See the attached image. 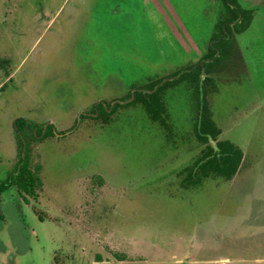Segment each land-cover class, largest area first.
I'll use <instances>...</instances> for the list:
<instances>
[{"label":"rangeland","instance_id":"374dc122","mask_svg":"<svg viewBox=\"0 0 264 264\" xmlns=\"http://www.w3.org/2000/svg\"><path fill=\"white\" fill-rule=\"evenodd\" d=\"M211 2L171 0L204 52ZM242 4L251 25L204 88L219 139L242 162L230 179L194 185L185 169L204 145L186 82L164 93L169 137L140 104L107 125L80 114L127 101L203 51L174 38L149 0H0V182L20 155L15 119L65 132L30 141L41 184L27 201L1 195L0 264H264V0Z\"/></svg>","mask_w":264,"mask_h":264},{"label":"trees","instance_id":"16d2710c","mask_svg":"<svg viewBox=\"0 0 264 264\" xmlns=\"http://www.w3.org/2000/svg\"><path fill=\"white\" fill-rule=\"evenodd\" d=\"M226 6V17L217 24L218 33L213 37L214 47L211 46L205 55L202 65L197 64L192 70H185L174 80H169L154 90L157 83L161 79L156 80L144 88L150 91H136L134 98L125 104L120 102H98L92 108L90 114L81 113L80 117L85 119L91 116L94 120L101 124L107 125L114 120L119 107H128L140 104L148 119L154 122L167 135L171 136L172 125L169 122L167 106L164 99V93L168 88L176 86L179 82H186L191 93L195 97V113L192 123V131L195 139L204 145L200 153L196 156L191 166L186 168V177L184 182L187 184H198L205 177H220L230 179L238 171L242 162L243 152L239 146L225 139H219L220 129L216 125L211 110L205 99L204 88L206 83H211V73L216 67L222 64L226 58L231 56L234 44V32L243 31L249 23L251 10L241 8L236 0H223ZM232 4V5H230ZM242 19L239 23L231 25L233 22ZM224 27L226 32L224 31ZM231 35L229 38L227 36ZM218 53V55H216ZM210 59V60H209ZM6 61L0 60V66ZM178 74V73H177ZM201 75H204L201 78ZM131 96V94L129 95ZM95 114V115H94ZM18 137L20 140L21 155L17 171L15 172V185L19 190L27 193H35L34 190L41 184V180L29 167V149L22 140L30 133V137H39L40 139L55 137L57 135L64 136V131H58L53 123L30 122L24 118H17L14 122ZM214 142V145H213ZM25 151V156L23 152Z\"/></svg>","mask_w":264,"mask_h":264},{"label":"flooded vegetation","instance_id":"af4514ba","mask_svg":"<svg viewBox=\"0 0 264 264\" xmlns=\"http://www.w3.org/2000/svg\"><path fill=\"white\" fill-rule=\"evenodd\" d=\"M152 4V7L153 9L163 18L164 21H166L169 25L166 24V26L169 28V31H172V35L174 38H177V40L184 46L187 48L186 45H190L191 48H194L195 51H199V52H202L203 51V54L201 55V57L199 59H197L190 67L186 68L185 70H192L196 67L197 64H200L202 65L204 60H205V55L208 53L209 49L211 46L214 45V41L216 40H213V37L215 36V34H217L219 31L217 29V24L219 22H221L225 17H226V6H225V3L223 0H212V4L214 5L213 9L216 11V22H215V25H214V28H213V32L211 34V37L209 38V42H208V48L207 50L204 52L203 49H201L198 45V43L196 42V40L192 37V34L190 33L188 27L186 26L185 22L181 19L179 13L177 12V10L172 6L171 4V0H149ZM238 5L241 7V8H244V9H248V10H251V17H250V20H249V23L248 25L246 26V28L241 31V32H237L235 31L234 32V37H233V40H234V44H233V47H232V50L234 49L235 51V42H236V35L240 34V33H243L245 32L246 30H248V28L250 27L251 25V22H252V17H253V14H254V10L253 9H249V8H246V7H243V4H242V0H236ZM142 2H146V0H142ZM211 4V5H212ZM232 5V4H230ZM164 6V7H163ZM130 8V7H129ZM242 19V16L239 17L238 20H236L235 22H233L231 25L235 24V23H239ZM173 21V22H172ZM224 31L226 32V29L224 27ZM231 35L227 36L226 38H229ZM185 38L188 42L186 43L185 40L183 38ZM183 39V40H182ZM184 41V42H183ZM185 43V44H184ZM214 47V46H213ZM184 50V48H182ZM233 52V51H232ZM232 52H231V56L232 57ZM218 55V53L216 54ZM210 60V59H209ZM224 61H229L228 58H226ZM181 71V72H177L176 74H174L173 76L167 78V79H161V81L159 83H157V85L155 86L154 90L157 89L158 87H160L162 84H164L165 82L169 81V80H174L175 78H177L180 74L184 73V71ZM204 75H201V78H203ZM159 80V79H158ZM156 81V80H155ZM150 84V83H149ZM149 84H146V85H149ZM177 86V85H176ZM174 86V87H176ZM172 87V88H174ZM170 88H168L169 90ZM136 91H143V92H146V91H150L144 87H141V88H137L135 89L133 92H132V96L130 99H128L127 101L125 102H120V103H127L129 101H132V99L134 98V93ZM151 92V91H150ZM115 102H113L112 104H114ZM86 114H90L92 115L91 111L90 113H86ZM95 115V114H94ZM15 122V121H14ZM48 123V122H47ZM50 123V122H49ZM15 127V125H14ZM15 133H16V140H17V143L19 145V151H20V140L21 138L18 137V132L16 131V128H15ZM27 136L26 138L25 137H22V140L24 141V143L26 144V146H28V149H29V154H30V141H37V142H43L45 139L47 138H43V139H40L39 137H30V133L26 132ZM60 135H57L55 137H58ZM50 138V137H48ZM20 155H21V151H20ZM20 155L18 157V161H17V165H16V168H15V161L12 163L13 165V169L11 171V173L9 174V176L7 177L6 180L0 182V222L3 221L4 222V214L1 210V195H8L9 196V193L11 190H13L15 192V190L19 193H16V195L18 197L21 198V200H25L27 201L28 199L25 197V195L29 194V195H33V193H27L25 191H21L17 188V186L15 185V172L17 171V167H18V163H19V158H20ZM23 156H25V151L23 152ZM29 161V160H28ZM31 195V196H32ZM21 202V201H20ZM23 202V201H22ZM24 203V202H23ZM25 204V203H24ZM13 209H15V203H14V206H13Z\"/></svg>","mask_w":264,"mask_h":264}]
</instances>
